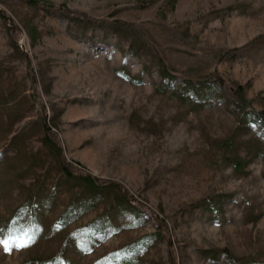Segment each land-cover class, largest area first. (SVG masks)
I'll return each mask as SVG.
<instances>
[{"label": "rangeland", "instance_id": "374dc122", "mask_svg": "<svg viewBox=\"0 0 264 264\" xmlns=\"http://www.w3.org/2000/svg\"><path fill=\"white\" fill-rule=\"evenodd\" d=\"M44 1L93 22L0 0V264H264V125L229 90L264 113V0Z\"/></svg>", "mask_w": 264, "mask_h": 264}, {"label": "trees", "instance_id": "16d2710c", "mask_svg": "<svg viewBox=\"0 0 264 264\" xmlns=\"http://www.w3.org/2000/svg\"><path fill=\"white\" fill-rule=\"evenodd\" d=\"M26 2L29 5L38 6V7H41L43 9L47 10V11L60 14L67 19L69 18L70 21H78V22L84 21L86 23H92L93 22L92 19H90L85 14H81L78 12L71 11V10L65 8L64 6L58 7V6H56L50 2H46L44 0H26ZM0 16L6 22L11 21L10 18L7 16V14L3 10H0ZM167 76L171 77L169 74H167ZM222 87L226 88V86H224V85ZM229 90L233 94V97H234L235 103H236L235 105L237 106V108L240 109L241 111L245 112V114L248 113L251 116V118L253 119V121H255L257 123H261L264 125V113L258 112L255 110H248L247 106L243 102L242 95L244 93L245 88L243 86H239V88L237 90L233 91L230 88H229ZM44 121H45V125H46L45 130H46L47 138L49 139L50 142L55 143L56 137H58V136H56V134L54 132H52V128L50 127V125L48 123L47 116L44 118ZM55 145L59 148V151H61V147L58 146V144H55ZM60 153H61V155H60L59 163H60V166H62L61 169L63 170V172L68 177H70V178L79 177L83 181L88 182L89 185H91V186L93 185V187L105 186L107 184L108 185H114L117 188H119V190L123 193V195L125 196V198L128 201H131V202L134 201L133 196L123 187V184L121 185L120 183H116V182H113L110 180L100 179V178H97V177H95L89 173L78 172L75 169L74 165L69 163L66 160L64 153H62V151ZM156 222H157V226H158L160 232L163 234V237L168 238V236H169L168 225L163 220H161L159 217L156 218ZM95 230L97 232L100 231L99 229H95ZM225 253H226V255H228L227 252H225Z\"/></svg>", "mask_w": 264, "mask_h": 264}, {"label": "snow or ice", "instance_id": "6c2138e0", "mask_svg": "<svg viewBox=\"0 0 264 264\" xmlns=\"http://www.w3.org/2000/svg\"><path fill=\"white\" fill-rule=\"evenodd\" d=\"M19 246H24V243H23V242H21V244H20ZM6 250H7V248H6Z\"/></svg>", "mask_w": 264, "mask_h": 264}]
</instances>
